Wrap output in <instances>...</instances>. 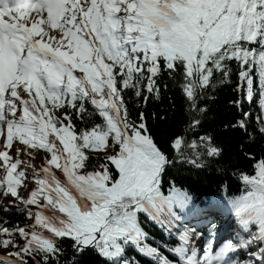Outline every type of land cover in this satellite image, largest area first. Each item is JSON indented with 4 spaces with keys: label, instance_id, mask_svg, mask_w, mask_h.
<instances>
[{
    "label": "snow or ice",
    "instance_id": "1",
    "mask_svg": "<svg viewBox=\"0 0 264 264\" xmlns=\"http://www.w3.org/2000/svg\"><path fill=\"white\" fill-rule=\"evenodd\" d=\"M233 64L264 138V0H0V264H79L86 252L139 264L130 245L154 264H264V157L240 173L244 191L229 205L241 231L219 246L215 224L198 249L201 234L184 223L165 246L169 260L145 243L138 219L170 234L190 213L192 197L165 196L162 178L178 162L199 169L223 155L211 135L189 133ZM165 73L190 118L168 150L146 114ZM242 116L232 127L254 139L251 114ZM14 212L23 226L8 219Z\"/></svg>",
    "mask_w": 264,
    "mask_h": 264
},
{
    "label": "trees",
    "instance_id": "2",
    "mask_svg": "<svg viewBox=\"0 0 264 264\" xmlns=\"http://www.w3.org/2000/svg\"><path fill=\"white\" fill-rule=\"evenodd\" d=\"M233 75L230 82L218 85L215 91L209 93L213 98H205L200 102L201 107L208 109L203 118L201 126L195 133H189V139H196L198 136L211 135L214 144L223 148V155L219 158H207L205 166L195 168L187 163L178 162L175 167L168 169L167 175L162 178V191L165 196L172 194V190L187 193L192 197L190 205L191 211L187 214L182 223H177L169 231L162 229L157 222L151 220L147 214L138 216L139 223L144 232L147 233L146 244L157 247L169 260L175 259L167 251L173 247L179 239V234L184 230V223L189 228H196L198 233H202L204 228L198 227L199 221L193 224L194 219L200 218L210 222L211 216L207 211L220 212L224 208H230L229 200L239 197L244 191V185L240 179V173L253 174V164L261 157H264V138L258 132H254L259 114V107L256 100L247 102L241 98L238 90L240 81L235 72L236 65L233 64ZM161 87V99H150L146 114L148 125L152 129V134L156 142L165 150L169 149L170 140L176 135H183L184 128L189 122V114L186 100L182 94L179 83L171 80L165 73L159 82ZM167 89H164V85ZM237 101L241 105H237ZM90 107V106H89ZM129 111L133 118L139 114V109L133 103H129ZM157 117L167 116V120L155 122L152 120V113ZM243 112L251 114L248 121V132L253 133L254 139L250 138L242 129L233 128L232 125L244 119ZM99 122V117H94ZM248 153L254 159L246 156ZM235 221L238 222L237 218ZM13 223L21 226L26 222L24 216L15 212L8 217ZM217 224V223H216ZM237 232L229 233L235 236ZM242 234V233H241ZM67 258H72L70 243L64 244ZM127 257L135 258L139 264H154L150 258L138 254L134 245L128 246ZM79 264H105L102 258L94 252H86L82 256H77Z\"/></svg>",
    "mask_w": 264,
    "mask_h": 264
},
{
    "label": "rangeland",
    "instance_id": "3",
    "mask_svg": "<svg viewBox=\"0 0 264 264\" xmlns=\"http://www.w3.org/2000/svg\"><path fill=\"white\" fill-rule=\"evenodd\" d=\"M23 226V225H22ZM3 253H0V255H2Z\"/></svg>",
    "mask_w": 264,
    "mask_h": 264
}]
</instances>
